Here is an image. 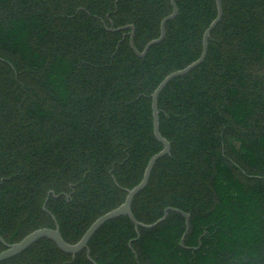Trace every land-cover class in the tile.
<instances>
[{
  "label": "trees",
  "instance_id": "trees-1",
  "mask_svg": "<svg viewBox=\"0 0 264 264\" xmlns=\"http://www.w3.org/2000/svg\"><path fill=\"white\" fill-rule=\"evenodd\" d=\"M0 0V238L58 224L77 243L162 145L151 95L197 60L214 0ZM204 62L158 97L170 154L131 211L74 257L41 239L0 264H264V0H221ZM50 192L53 193L50 194ZM47 200V201H46ZM46 202L45 208L43 205ZM6 247L0 241V252Z\"/></svg>",
  "mask_w": 264,
  "mask_h": 264
},
{
  "label": "water",
  "instance_id": "water-1",
  "mask_svg": "<svg viewBox=\"0 0 264 264\" xmlns=\"http://www.w3.org/2000/svg\"><path fill=\"white\" fill-rule=\"evenodd\" d=\"M214 2H215V6H216V17L212 20V22L209 24V26L204 31V34L202 37V50H201V54H200L199 58L197 60H195L194 62H192L191 64L187 65L185 68H183L181 70L174 71V72L170 73L169 75H167L158 84V86L155 88V90L153 91V93L151 95V98H152L151 109H152V118H153V135H154L155 139L162 145V149L157 154H155L154 156H152L149 159V161H148V163L144 169V172H143V175H142L140 182L135 187H133L132 189L126 191V197H125L124 202L120 206H118L117 208L107 212L106 214H104L101 217H99L98 219H96L90 225V227L86 230V232L81 237V239L77 243L72 244V245L66 243L63 240V238L60 234L59 226L57 223H55L54 228H42V229H38V230L33 231L32 233H30L29 235L24 237L18 243L8 245V244L4 243V241L0 238V241L6 247V249L4 251L0 252V263L5 261V260H8L12 257L19 255L20 253H22L23 251H25L26 249H28L30 246H32L33 244H35L37 241H39L41 239L51 240L52 242H54V244L61 251H63L64 253L70 254L73 257L76 254H78L79 252H82L84 250H86V252L88 254L89 253L88 243L91 240V238L95 235V233L107 222L112 221V220L117 219V218L122 217V216L127 217L132 222V224L134 225L136 232H138V228H141L144 230H150V229L157 227L158 225H160L161 223H163L166 220V218L168 216V212L179 213L180 215H182L185 218V225H186L185 232L181 238V246H183L185 236L189 230V224H188L189 215L188 214H186L180 210L174 209V208H167L164 210L163 216L160 219H158L157 221H155L154 223L142 224L134 218L132 211H131V205H132L134 198L141 191H143L145 189V187L147 186L151 172H152L156 162L158 160H160L161 158L170 154V144L165 138L162 137V135L160 134V130H159V117H158V108H157L158 97L161 94L162 90L167 86V84L170 81H172L175 78L187 75L190 71H192L196 67L200 66L204 62L206 55H207L208 38H209L212 30L220 23L221 18H222V14H223L221 0H214ZM170 4L172 7V11L168 16H166L164 19H162V21L160 23V34H159L158 38L150 41L144 47L142 52H139L134 45L135 31H134V27L132 25L122 27V28H119L117 30H114V29H110V30L111 31H119V30L129 29L130 30V40H129L130 48L132 49V51L134 52V54L137 57L144 58L151 47L160 44L164 40L165 34H166L165 26H166L167 22L173 20L178 14V8H177L175 0H170ZM50 194L53 195L52 192H50ZM45 205H46V202L43 205L44 210H46Z\"/></svg>",
  "mask_w": 264,
  "mask_h": 264
}]
</instances>
